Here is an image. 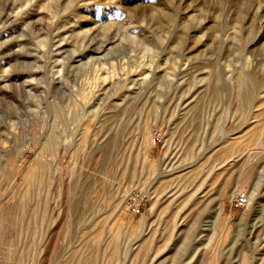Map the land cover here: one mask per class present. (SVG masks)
Here are the masks:
<instances>
[{"label": "rangeland", "instance_id": "obj_1", "mask_svg": "<svg viewBox=\"0 0 264 264\" xmlns=\"http://www.w3.org/2000/svg\"><path fill=\"white\" fill-rule=\"evenodd\" d=\"M110 1L0 0V264H264V0Z\"/></svg>", "mask_w": 264, "mask_h": 264}, {"label": "bare ground", "instance_id": "obj_2", "mask_svg": "<svg viewBox=\"0 0 264 264\" xmlns=\"http://www.w3.org/2000/svg\"><path fill=\"white\" fill-rule=\"evenodd\" d=\"M45 1V0H44ZM133 1V0H132ZM136 1V0H135ZM182 1H184V0H182ZM192 1V0H191ZM105 2L106 3H110V2H112V1H110V0H105ZM113 2H115V1H113ZM107 4V5H108ZM116 4H117V2H116ZM192 4V3H191ZM45 5V4H44ZM110 5V4H109ZM189 5H190V3H189ZM262 5H264V4H262ZM194 6V5H193ZM193 6H191V7H193ZM118 7V6H117ZM259 7V6H258ZM262 9H264V8H262ZM155 10V9H154ZM186 9H184L183 11L184 12H182V13H184L183 15L184 16H182V24H184L183 25V27L184 28H186V29H188L189 30V28H187V27H185V23H183L184 21H190L191 20V18L192 17H195L194 16V14H192V13H190V12H188V9H187V12L185 11ZM260 11V10H259ZM258 12V11H257ZM115 13H117V10H116V12H114V15H116ZM208 13V12H207ZM260 13V12H259ZM119 14V13H118ZM211 14V13H210ZM256 14V13H255ZM175 15V14H174ZM181 15V14H180ZM209 14H207V16H208ZM213 15V14H212ZM236 15V14H235ZM207 16H206V20L208 19L207 18ZM211 16V15H210ZM212 17L213 16H211L210 18L212 19ZM229 17V16H228ZM261 17V16H260ZM204 18V17H203ZM230 18V17H229ZM214 19V18H213ZM212 19V20H213ZM234 19V18H233ZM181 20V19H180ZM194 20H196V19H194ZM230 20H232V19H230ZM159 21V20H158ZM235 21V20H234ZM200 23L198 24V25H196L197 27H191L190 28V30L188 31L187 30V32H189V33H191V32H194V31H196V30H198V29H200V27L202 28V31H204V29L203 28H206L205 26L204 27H202V24H203V22H201V21H199ZM226 22H228V21H226ZM226 22H223V23H226ZM260 22H261V20H260ZM192 23V22H191ZM231 23H233V21L231 22ZM111 24V23H110ZM222 24V23H221ZM227 24V23H226ZM230 24V23H229ZM224 26V25H223ZM226 26V25H225ZM128 27V26H127ZM182 27V26H181ZM226 27H228V26H226ZM236 27V25H234V29H236L235 28ZM128 30H130V29H128ZM208 30V29H207ZM199 31H201V29L199 30ZM201 31V32H202ZM206 31V30H205ZM186 32V31H185ZM199 33V34H203L202 36H204V32H202V33ZM207 32V31H206ZM129 34H131V32H128ZM132 33H133V31H132ZM182 33V32H181ZM188 33V34H189ZM233 34H228L227 33V35H226V38H223L224 40H226L227 42H229V40H233V38H235V36H236V33L235 32H232ZM126 34V33H125ZM136 35L138 34V32L137 33H135ZM135 34L133 33V35L135 36ZM194 34H196V33H194ZM126 35H128V34H126ZM206 35V34H205ZM260 35H264V33H262V34H260ZM131 36H132V34H131ZM192 36H194V35H192V33H191V35L189 34V37H192ZM201 35L200 36H196L195 35V39L194 40H196V42H199L200 41V39L201 38H203ZM113 38L115 37V36H112ZM126 37H128V36H126ZM130 37V36H129ZM128 37V38H129ZM136 37V36H135ZM140 37V36H139ZM142 37V36H141ZM207 37V36H206ZM210 37V36H209ZM262 37H264V36H262ZM119 38V37H118ZM136 38H138V37H136ZM239 38V37H238ZM240 39V38H239ZM111 40V39H110ZM119 40V39H118ZM117 40V41H118ZM130 40H131V38H130ZM132 40H135V38H133ZM177 40H178V38H177ZM202 40L203 39H201V42H202ZM106 41H108V40H106ZM114 41V40H113ZM186 41V40H185ZM239 41V40H238ZM112 42V41H111ZM110 42V43H111ZM195 42V43H196ZM114 43V42H113ZM112 43V44H113ZM192 43V42H191ZM191 43H190V45H191ZM205 43V42H204ZM109 44V43H108ZM204 45V44H203ZM104 46V45H103ZM111 46V45H110ZM192 46V45H191ZM194 46V45H193ZM206 46V45H205ZM195 47H196V44H195ZM107 48H108V46H107ZM192 48V47H191ZM99 49V48H98ZM192 49H194V48H192ZM191 49V50H192ZM197 49V48H196ZM200 49V48H199ZM190 50V49H189ZM189 50H187L188 52H189ZM190 50V51H191ZM245 50V49H244ZM246 51V50H245ZM195 52V51H194ZM197 52V51H196ZM242 66V65H241ZM168 68V67H167ZM252 153V152H251ZM247 154V153H246ZM209 156V155H208ZM249 156V155H248ZM246 156L244 155H242V156H239V158H238V160H237V164H238V166L239 167H241V166H245V164H246ZM194 166V165H193ZM248 166V165H247ZM261 166V165H260ZM259 166V168H261ZM262 167H264V165H262ZM244 168V167H243ZM242 169V168H241ZM262 169V168H261ZM240 171V170H239ZM255 171V170H254ZM259 171V174H261L262 173V171H264V169H262V170H258ZM252 173V172H251ZM258 176V175H257ZM179 177V176H178ZM226 180V179H225ZM262 180V179H261ZM260 184V183H259ZM261 185V184H260ZM262 185H264V184H262ZM261 185V186H262ZM122 186V185H121ZM180 186V185H179ZM260 186V187H261ZM262 187H264V186H262ZM123 188L124 189H126V185H124L123 186ZM173 188V187H172ZM222 190V189H221ZM258 191V189H257V187H252V189H251V192H250V195H249V203L251 204V205H253L254 206V208L256 209V211H258V209L260 208L261 209V207L262 206H264V190H260V192H257ZM151 194V193H150ZM155 194V193H154ZM196 195V196H195ZM120 197V196H119ZM190 197V196H189ZM168 198V197H167ZM181 198V197H180ZM192 199H193V201L194 200H198L199 199V196H197V193L195 194H193V196L191 197ZM190 198V199H191ZM259 211H261V210H259ZM250 218H251V216H250ZM259 220V219H258ZM188 223V222H187ZM259 223H260V221H259ZM261 223H264V221H262ZM173 226V225H172ZM176 227V226H175ZM262 227H264V225H262ZM253 228V230H252V232L253 231H258V230H261L260 228H257L255 225L252 227ZM262 229H264V228H262ZM251 230V229H250ZM142 233V232H141ZM142 237V236H141ZM139 238V237H138ZM142 239V238H141ZM140 240V239H139ZM145 240V239H144ZM146 241V240H145ZM262 241H264V239H262ZM138 244L140 245V241L138 242ZM142 244H143V242H142ZM138 246V245H137ZM142 247V246H141Z\"/></svg>", "mask_w": 264, "mask_h": 264}, {"label": "built area", "instance_id": "obj_3", "mask_svg": "<svg viewBox=\"0 0 264 264\" xmlns=\"http://www.w3.org/2000/svg\"><path fill=\"white\" fill-rule=\"evenodd\" d=\"M147 201V195L141 189H133L127 198V207L133 214H139ZM227 203L231 208L240 209L248 203L247 189H239L231 192L227 198Z\"/></svg>", "mask_w": 264, "mask_h": 264}]
</instances>
